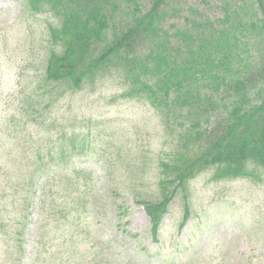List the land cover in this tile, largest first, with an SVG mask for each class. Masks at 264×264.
Here are the masks:
<instances>
[{
	"label": "rangeland",
	"instance_id": "1",
	"mask_svg": "<svg viewBox=\"0 0 264 264\" xmlns=\"http://www.w3.org/2000/svg\"><path fill=\"white\" fill-rule=\"evenodd\" d=\"M132 1L141 15L152 3ZM223 1L173 0L161 8L168 12L161 30L173 37L175 29H188L191 8L202 22L218 24ZM126 10L121 3L116 17L124 19ZM246 10L243 19L251 17L248 2ZM59 24L43 7L0 0V264H264L259 168L220 181L212 170L199 173L177 191L153 241L136 200L161 197V165L184 150L187 115L179 108L160 113L144 99L125 97L116 72L74 92L48 86L49 28ZM246 36L253 43L247 40L240 51L261 90L256 77L264 71V43L254 33ZM150 49L145 43L139 55ZM224 117L213 112L209 130ZM68 185L80 190L72 193L77 205L65 218ZM185 206L190 218L183 222Z\"/></svg>",
	"mask_w": 264,
	"mask_h": 264
},
{
	"label": "trees",
	"instance_id": "2",
	"mask_svg": "<svg viewBox=\"0 0 264 264\" xmlns=\"http://www.w3.org/2000/svg\"><path fill=\"white\" fill-rule=\"evenodd\" d=\"M25 1L45 8L60 23L49 28L54 48L44 70L48 86L74 92L89 81L116 72L125 81V97L144 99L160 113L174 114L179 108L187 115L184 150L172 164L161 165L166 179L160 182L161 197L157 201L136 200L149 219L153 241L158 242L162 218L177 191H185L186 183L199 173L212 170V179L220 181L246 178L257 168L264 171V96L260 97L264 89H255L257 83L247 72L250 68L240 51L247 40L253 43L248 34H256L264 43V0H224L218 24L202 22L201 15L191 8L188 29H175L173 37L161 30L168 16L161 8L173 0H152L144 15L132 0ZM119 2L127 6L124 19L116 17ZM247 2L251 17L243 19ZM145 43L151 49L142 57L138 50ZM256 78L264 88V71ZM216 111L225 117L209 130ZM199 120H204L205 128H200ZM75 142L70 145L74 147ZM68 148L66 145V151ZM68 187L71 193L65 187L63 196L65 218L77 205L72 193L80 190ZM189 218L185 206L182 221Z\"/></svg>",
	"mask_w": 264,
	"mask_h": 264
}]
</instances>
